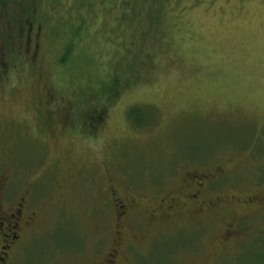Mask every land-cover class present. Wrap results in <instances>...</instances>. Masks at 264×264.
<instances>
[{
    "label": "rangeland",
    "instance_id": "rangeland-1",
    "mask_svg": "<svg viewBox=\"0 0 264 264\" xmlns=\"http://www.w3.org/2000/svg\"><path fill=\"white\" fill-rule=\"evenodd\" d=\"M23 2L41 27L0 16L6 264H264V0L158 28L122 0Z\"/></svg>",
    "mask_w": 264,
    "mask_h": 264
},
{
    "label": "trees",
    "instance_id": "trees-1",
    "mask_svg": "<svg viewBox=\"0 0 264 264\" xmlns=\"http://www.w3.org/2000/svg\"><path fill=\"white\" fill-rule=\"evenodd\" d=\"M62 1H65V0H53L55 5H60V3ZM190 1L192 3V6L195 7L196 5L201 4L204 0H122V5L129 6V9L131 11L134 10V12L130 11L129 15H127V16H129L128 18L131 19L133 22H136L138 20H143V21L148 20V21L155 23L157 21L152 20L154 15L159 13V11L165 9L166 12L161 15V18L159 19V24L156 27V28H158L163 23V21L169 15L170 12H172V11L178 12V10L180 9L179 5L181 3L190 2ZM135 2H136V4H135ZM19 4L22 7L21 10H18L17 8H13V10L11 12L9 11L10 6L15 7V5L19 6ZM90 5H93V4H90ZM99 6L106 7L107 4L106 5H99ZM107 8L110 9V5ZM38 10H39V8H36V7H32V8L27 7L25 5V3L23 2V0H0V16L2 18H4L3 19L4 23L5 24L7 23L8 31L11 29V27H10L11 25H13V27L15 26L16 28H19L21 33H24L26 31L30 30L31 28L33 29L34 23H36L39 27H41L39 24V20H40L41 15H40V17H37V18L33 17V14ZM70 10H74L75 11V18L79 19V17H80L79 20H82V22L85 25L86 19H84V21H83V17H84L83 13H84L85 9H79L77 7V5H75V7L70 9ZM86 13H87V10H86L85 14ZM136 14H140V16H142L143 18L138 19ZM145 15H147V17ZM144 17H146V19H144ZM13 39H14V42L17 46L18 43L15 40L19 41V38L15 39L13 37ZM4 44H5V41H4ZM10 57H12L10 53L4 52V55H2V57H1L2 59H0V72L5 69V67H3L4 61L6 63L7 61L13 60V57H12V59ZM137 110L138 109H132L130 111V113H131L130 115L136 116V117H134L135 122L140 124V120L137 118V115H136L138 112ZM133 116H131V117H133Z\"/></svg>",
    "mask_w": 264,
    "mask_h": 264
},
{
    "label": "flooded vegetation",
    "instance_id": "flooded-vegetation-1",
    "mask_svg": "<svg viewBox=\"0 0 264 264\" xmlns=\"http://www.w3.org/2000/svg\"><path fill=\"white\" fill-rule=\"evenodd\" d=\"M12 214V215H11ZM10 215V218L12 219V230H14L17 226V215L16 213H11ZM10 226V224H7ZM7 225L5 223V220L4 218H0V227L3 229L7 228ZM16 230V229H15ZM8 238V239H7ZM17 238V234L13 233V234H10L9 232H3L1 234V255H0V264H6V259H7V250L8 248L10 247L11 245V242H13L15 239Z\"/></svg>",
    "mask_w": 264,
    "mask_h": 264
}]
</instances>
